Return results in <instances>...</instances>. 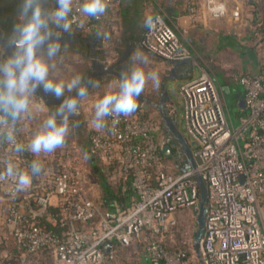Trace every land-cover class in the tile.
<instances>
[{"label": "built area", "instance_id": "built-area-1", "mask_svg": "<svg viewBox=\"0 0 264 264\" xmlns=\"http://www.w3.org/2000/svg\"><path fill=\"white\" fill-rule=\"evenodd\" d=\"M116 0H106V12L98 17L81 13L82 0H73L72 28L91 35L100 30L107 51L105 68L120 57L115 54V23L111 13ZM201 13L229 16L243 22V9L235 0H190L182 16L189 22ZM142 44L146 50L171 61H192L189 47L160 12L150 18ZM261 25V24H260ZM264 27V24H262ZM246 116L235 128L213 74L203 69L200 77L182 83L179 95L186 133L195 142L196 170L185 166L177 172L165 164L162 148L168 143L158 138L144 113L145 104L125 116L112 113L102 128L94 127L92 150L119 167L122 190L137 194L130 206L108 213L98 228H81L95 214L94 203L84 189L85 168L73 151L70 167L54 176L51 190L35 195L27 186L17 191L15 177L6 175L11 163L0 169V193L6 199V225L14 243L24 251L20 264H37L50 251L51 264H111L117 255L115 242L129 246L147 232L145 261L150 264H184L186 251H174L157 243L169 227L177 223L178 212L200 207V186L195 172L208 189L205 232L201 254L205 264H264V65L256 74H241ZM2 121V117H0ZM95 123V122H94ZM12 125L0 122L6 152L12 153L17 173L30 172V151L16 152L7 140ZM16 143L30 142L14 125ZM177 165L183 160H176ZM53 195L64 197L59 221L49 211ZM50 216L51 224L62 231L39 224ZM80 225L81 227L77 226ZM194 235V233L192 234ZM194 245V244H193Z\"/></svg>", "mask_w": 264, "mask_h": 264}, {"label": "crops", "instance_id": "crops-1", "mask_svg": "<svg viewBox=\"0 0 264 264\" xmlns=\"http://www.w3.org/2000/svg\"><path fill=\"white\" fill-rule=\"evenodd\" d=\"M189 1L116 0L111 9L115 23L116 57L121 56V53L126 49L128 44H140V46L136 45L132 50L127 63V72L139 67L146 74L154 73L157 75L159 78V87H155L154 81L149 79L143 88V91H148V96L151 99L157 100L161 92L164 91V87L168 86V91L176 96L177 101H180V85L194 78H198L201 75L195 77L193 67L198 65L201 68V73L203 69L209 70L216 79L223 98L225 111L230 120L232 121V118L229 114L230 107L227 97L231 99L233 106L242 114L240 119L241 126L246 116V106L244 89L239 83L238 77L241 74H256L264 65V32L262 31L264 29L262 27L264 22L262 19H259V14L253 12V8L251 9L254 3L259 4L260 0H235V2L241 4L243 9L244 20L242 23L234 22L229 16L216 18L207 13H201L197 19L189 22L182 16ZM157 12H163L167 22L174 28L180 39L189 47L193 55L192 61H184L183 64L178 66L177 74L170 81L168 79L167 81L165 80L171 74L173 65L146 50L142 44L148 25L146 21H149ZM85 36L93 38L91 35ZM74 54H81L89 63L88 68L85 65L80 72V76L83 78L82 82L84 83L87 74L92 71L94 57H88L79 51L72 50L69 46L62 48L56 56L63 64H52L49 73L50 78L55 80L71 79L68 76L62 75V72L66 70H63L65 68H61V66L66 67V61ZM106 54L107 51H105V56ZM103 59L104 57L101 60ZM215 61L227 68L230 71L229 75L214 72L213 63ZM114 78L115 75H108L104 76L102 82L96 80L87 94L77 99V111L71 115H65L69 124V134L66 136V142L63 146L50 153H30L31 163L38 161L41 164V172L33 175L28 187L35 195H41L51 190L54 183V176L62 172L66 167L71 166L74 160L73 151L75 150L77 152V156L85 168L84 189L89 199L93 201L95 207L93 218L81 228L84 231L98 228L105 215L115 212L123 206L118 201L110 202V204L105 201L102 187L93 173V166L99 165L110 186L118 189L121 185L119 167L115 163L109 162L103 154L96 153L92 150V134L95 127V103L106 93L112 92L109 91V86L106 83L108 80H113ZM72 93L66 92L65 96ZM52 97L56 98L54 96ZM59 105L48 104L39 93H35L30 98V111L24 114L22 118V131L24 134L31 140L33 135L41 129L47 117L57 111ZM144 109L149 114V119L156 136L167 140L170 134L167 133L158 109H150L146 105ZM57 119L59 121L62 118L57 117ZM165 159L166 166L175 172L180 167H183L185 163L182 161L178 166L174 159L167 157ZM6 163L16 165L17 160L12 153L5 151L0 135V169ZM63 203V196L53 195L50 206L61 209ZM7 212L8 206L6 199L0 193V264H20V257L24 254V251L15 245L11 231L6 225ZM51 220L52 218L50 216L45 217L46 223H51ZM77 226L81 227L80 225ZM170 229L171 227L167 231L169 232ZM147 236V232H145L140 239L134 240L128 246V248H131L135 246L136 242H142L141 245L143 248L139 249V251L133 248L129 249L128 253H122L121 245L115 242L117 255L111 264H150L143 259V249ZM119 255H125L123 258L125 261L119 262ZM133 261L135 262L133 263ZM52 262L50 251H46L37 261V264H51Z\"/></svg>", "mask_w": 264, "mask_h": 264}, {"label": "clouds", "instance_id": "clouds-1", "mask_svg": "<svg viewBox=\"0 0 264 264\" xmlns=\"http://www.w3.org/2000/svg\"><path fill=\"white\" fill-rule=\"evenodd\" d=\"M106 0H82L80 11L88 17H98L106 12ZM73 0H55V5L45 10L42 0H20L18 20L13 24L6 49L10 50L0 59V117L2 123L12 125L7 140L14 144L16 152L28 150L34 154L50 153L63 146L69 134L65 113L71 115L78 109L76 97H84L87 88L83 78L75 75L71 79L50 78L51 61L58 55L62 44L59 34L53 29L69 32ZM150 24L151 21H146ZM146 62V61H145ZM159 87V78L154 73H145L136 67L130 72H121L117 92L106 93L95 103V127L102 128L104 119L112 113L129 115L136 111L138 98L147 80ZM56 98L75 91L74 97L64 98L57 111L47 117L27 149L16 143L14 125L30 111V98L38 89ZM57 117L62 119L58 121ZM41 172V164L33 161L30 172H19L9 165L6 175L15 177L17 191L30 185L33 175Z\"/></svg>", "mask_w": 264, "mask_h": 264}, {"label": "water", "instance_id": "water-1", "mask_svg": "<svg viewBox=\"0 0 264 264\" xmlns=\"http://www.w3.org/2000/svg\"><path fill=\"white\" fill-rule=\"evenodd\" d=\"M59 36L61 35L59 34ZM81 40L86 44H90L95 54V44L98 42L97 39L86 36L84 37L79 36L71 40H69V38L60 39V42L71 43L73 41H81ZM7 42H8V37H6L2 33V30L0 29V46L3 47L6 53L10 51L6 49ZM136 45L140 46V44H136ZM136 45L132 43L128 44L126 49L121 53V56L118 59V61L115 64L109 66L108 68H105V63L103 62V60L94 56V59L92 61V71L87 74L85 81L83 83L87 88V92L93 86L96 80L102 82L104 80V76L115 75L120 79L121 72H127V63L130 59L132 50ZM170 63L173 65L171 69V74L167 76L165 81H167V79L168 81L173 80L174 76L177 74L178 66L180 64H183L184 62L171 61ZM36 93H39V95L48 104H61L64 98L74 97L76 95V93L73 92L70 95L57 99V98H53L50 94L44 93L42 88L38 89ZM76 98L79 99L81 97H76ZM139 99L141 101L146 100L142 94H140ZM147 101H148L147 108L155 107L156 109H158L165 128L170 133L171 138L176 140L174 144L167 143L162 148V154L167 158H175L176 160H183L185 161L188 168H190L191 170H196L197 162L194 156V149H193L195 142L193 140L192 141L188 140L178 125V116H177L178 101L176 96L168 91V86H165L164 91L161 92L158 100L148 99ZM181 110H183L182 107ZM175 147L179 148L180 154L179 153L175 154V150H174ZM195 176L200 186V207L198 210L194 211V215L196 216V222H197V230L194 233L193 244L195 247L197 257L199 259V263L205 264V261L201 254V240L204 235L205 225H206L208 189L204 178L198 172H195Z\"/></svg>", "mask_w": 264, "mask_h": 264}, {"label": "trees", "instance_id": "trees-1", "mask_svg": "<svg viewBox=\"0 0 264 264\" xmlns=\"http://www.w3.org/2000/svg\"><path fill=\"white\" fill-rule=\"evenodd\" d=\"M19 3H20V0H0V29L2 30V33L6 37L11 34L12 26L18 20ZM42 4H43V7L45 8V10H48L55 5V0H42ZM160 13L163 14V12H160ZM53 30L56 31L57 33L59 32V34L61 35L60 39L69 38V40H71V39H75L79 36L80 37L85 36V34L83 32H80V31L73 29L72 26H71V29L69 32H64L62 29H53ZM262 31L264 32V29H262ZM91 36L93 38H96L98 41L95 45V54L93 52L91 45L84 43L82 40L81 41H73L71 43H69V42L61 43L62 44L61 49L66 47V46H69L72 50L79 51L88 57L96 56V57L102 59L103 57H105V49H103L102 43H101L102 33L100 30H98L95 33L91 34ZM6 54L7 53L3 49V47H0V59H3V57ZM144 113H145L146 118H150L149 114H147L145 109H144ZM22 118H23V116L21 117V119H19L15 123V126L20 130L22 129V126H23ZM167 133L170 134L168 132V130H167ZM167 142L170 144H174L176 142V140L172 139L171 135H169L167 137ZM174 150H175V154L179 153L178 147H175ZM30 161H31V158H30ZM184 166L186 168H188L186 163H184ZM93 173H94L95 178L99 181V183L102 187L105 201L108 204H110V202L113 203V201H115V202L118 201L120 204H123V206L121 207V209H122L124 207L130 206L136 199H138L137 194L134 193L131 189H127L126 191H123L122 185H120L118 187V189H114L112 186H110L106 181V178L103 174V170H102L101 166H99V165L93 166ZM111 209L114 210V208H112V207H111ZM49 211L59 221L61 220L62 216L60 215V209L54 208V207H49ZM39 224L41 226H45L46 228L55 229L57 231H62L66 228L64 226L60 227V223H58L57 225H53L51 223H46L45 217L40 219ZM193 237H194V235H192L191 241H189L185 237H182L179 240V243L177 245H174L172 247L171 246L168 247L169 249L174 250V251H178L179 249H183L186 251V257L184 258V264H193V262L191 261V257L195 254V247L193 245Z\"/></svg>", "mask_w": 264, "mask_h": 264}, {"label": "rangeland", "instance_id": "rangeland-1", "mask_svg": "<svg viewBox=\"0 0 264 264\" xmlns=\"http://www.w3.org/2000/svg\"><path fill=\"white\" fill-rule=\"evenodd\" d=\"M253 8V9H252ZM250 9V8H249ZM251 9L253 10V12H257L259 14V19H262V21L264 22V0H260L259 4L254 3V5L251 7ZM261 21V20H260ZM259 24V23H258ZM59 33V32H58ZM90 60V59H88ZM88 61L86 60V58L82 57L81 54H74L73 56H71L67 61H66V67L61 66V68H65L63 70H66L65 72H62L63 76H68V78H72L75 75H80L81 70L85 67L88 68L89 63L87 65ZM51 64H56V65H62L63 62L61 60H59L57 57H54L53 60L51 61ZM213 69L214 72H218V74H222V75H229V70L225 67H223L220 63H217V61H215L213 63ZM194 72H195V77H198L201 74V68L198 65H195L194 67ZM119 78L117 76H115V78L112 80H108L106 84H108L110 89L109 91L112 92H117L118 89V84H119ZM103 93V92H102ZM144 98L146 100L141 101L138 98V105H140L141 103H144L146 106L148 105V99H151L148 96V91H142L141 93ZM228 100V104H229V114L232 118V121L234 123L235 128H238L240 126V119L242 117V114L240 113V111H238L233 104L231 103V99L229 97H227ZM177 107H178V125L181 129V131L185 134V136L187 137L188 140L192 141V139L190 138V136L186 133V129H185V120H184V116H183V111L181 110L182 104H181V99L180 101L178 100L177 103ZM150 109H155V108H151ZM153 111V110H151ZM154 113V112H153ZM156 113V112H155ZM67 113H65L66 115ZM157 115V114H156ZM176 220L177 223L174 227H171V229L168 231H166V233L163 236H158L157 237V243L162 245L163 247H169V246H174L177 245L179 243V240L182 237L187 238L189 241L192 240V234L195 233V231L197 230V222H196V216L194 215L193 211H191L190 209H185L180 211L177 215H176ZM166 235V236H165ZM142 242H136L135 246H132L131 248H128V246H121V251L122 253H128L129 249H137L139 251V249L143 248L141 245ZM146 244V243H145ZM146 249H143V253L145 254ZM143 254V259L145 257V255ZM125 255H119L118 260L123 261ZM139 258V257H138ZM145 260V259H144ZM125 261V260H124ZM191 261L193 262V264H200L199 263V259L197 257L196 251L195 254L191 257ZM135 261H133L134 263Z\"/></svg>", "mask_w": 264, "mask_h": 264}, {"label": "flooded vegetation", "instance_id": "flooded-vegetation-1", "mask_svg": "<svg viewBox=\"0 0 264 264\" xmlns=\"http://www.w3.org/2000/svg\"><path fill=\"white\" fill-rule=\"evenodd\" d=\"M10 36V35H9ZM9 36H7L9 38Z\"/></svg>", "mask_w": 264, "mask_h": 264}]
</instances>
